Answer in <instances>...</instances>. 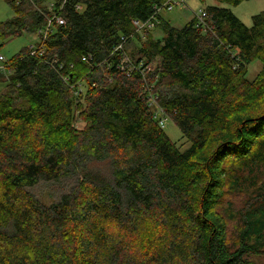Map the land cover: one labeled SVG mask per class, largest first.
<instances>
[{
	"label": "trees",
	"instance_id": "trees-1",
	"mask_svg": "<svg viewBox=\"0 0 264 264\" xmlns=\"http://www.w3.org/2000/svg\"><path fill=\"white\" fill-rule=\"evenodd\" d=\"M6 1L15 17L0 24V44L37 35L47 0ZM167 1L71 0L43 57L24 48L0 66V264H257L264 255V13L248 28L222 5L250 0H213L205 25L160 16L136 30ZM125 40L134 65L160 60L147 82L189 149L166 135L143 77L115 52ZM255 62L262 71L247 80ZM82 81L87 93L74 100L68 84ZM80 100L83 131L73 126ZM56 182H74L58 202L31 193ZM230 194L248 202L229 203L225 218Z\"/></svg>",
	"mask_w": 264,
	"mask_h": 264
},
{
	"label": "rangeland",
	"instance_id": "rangeland-1",
	"mask_svg": "<svg viewBox=\"0 0 264 264\" xmlns=\"http://www.w3.org/2000/svg\"><path fill=\"white\" fill-rule=\"evenodd\" d=\"M20 1V0H16ZM55 2V0H47L44 5H39L40 9L47 7L51 3ZM189 7L191 8L190 11L181 10L179 7H174V9L170 12L164 11L161 15L163 20L167 23L171 24L174 27H184L191 19L194 18V13L199 12L201 9L207 8L209 5H218L213 0H208L206 3H202L199 0H188ZM222 8L231 9V11L234 13V15L239 18L244 25H246L248 28H251L253 26V17L260 15L261 13H264V0H250L243 2L241 5L237 7H230L226 5H222ZM15 17L13 10L10 8L9 3L6 0H0V24H3L7 22L8 20H11ZM152 35L155 37V39H159L162 37V31L161 29H154L152 30ZM39 42V38L37 35L33 34H24L22 37H19L15 40L5 42L4 44H0V56L4 57L7 60H11L15 55L19 54L22 49L24 48H30L32 45L36 46ZM134 43H138V46L140 47V41L138 38H135L133 40ZM156 68L150 73L157 75L155 76V79H158V69L160 65V60H156ZM3 64V62L0 61V66ZM2 68V67H1ZM263 65L260 62H255L249 65L248 68V74H247V80L253 81L262 71ZM64 79H67V76H64ZM153 87L155 85L153 84ZM69 93H71L74 100L79 99L80 93H87V85L85 82H79L75 84H68ZM6 90V89H5ZM163 90L165 91V86L163 87ZM1 93H3V90L0 89ZM83 106V110H79L75 117H74V127L75 129L79 131L85 130L89 125V117H83V113L88 108L87 101L80 100ZM157 104L159 107H161L159 101H157ZM154 111V109L152 108ZM83 112V113H82ZM88 116V114H87ZM88 121V122H87ZM164 132L166 135L170 138V140L175 143L179 149L182 151H185L190 148V143L186 139H184L182 132L180 129L171 121L168 120L165 126H163ZM105 163H95L90 169L96 170L97 174L101 177H105L109 175L108 167ZM89 171V167L87 168ZM264 181V180H263ZM66 182V181H65ZM74 182H68L66 185H62V183H41L34 189H32L33 196L37 197L42 203L45 205H50L55 202H58V199L62 196V194L68 193L67 190L71 187V185ZM243 193L246 194L245 191ZM243 194L242 196L236 197L232 194L228 195L226 201H224V204L222 208L220 209V213L222 215L227 216L226 212H228L229 203L232 202V205H234V210L241 209L246 202H248V198ZM250 194V193H248ZM229 215V212H228ZM226 218V217H225ZM232 231L236 228V223L234 222L230 223ZM234 227H233V226ZM251 260L255 261L257 264H264V255L260 257H253Z\"/></svg>",
	"mask_w": 264,
	"mask_h": 264
},
{
	"label": "built area",
	"instance_id": "built-area-1",
	"mask_svg": "<svg viewBox=\"0 0 264 264\" xmlns=\"http://www.w3.org/2000/svg\"><path fill=\"white\" fill-rule=\"evenodd\" d=\"M71 0H63L61 3H59V5H57L56 2L51 3L50 5H48L47 8V15H43L45 24L44 26L38 31L37 36L39 38V42L36 46L32 45L29 48V53L31 56H37V57H43L44 56V49H43V45L47 39V37L49 36L50 33H52V31L55 28L61 27L63 25H65V19L59 15L58 11H61L65 6H67L70 3ZM174 7H179L181 10H185V11H190V7L188 4V0H168L167 2H165L164 4L160 5V6H156L155 9V13L153 14V16H151V18L149 20H147L146 22H141L139 20H134L133 21V25L135 26L136 30L141 32L144 29H152L155 28L156 23H158V17H160L164 11L170 12L174 9ZM76 11H82L83 7L80 5H76L75 6ZM207 18V12L203 9H201L199 12H195L194 13V19H196L199 23L204 24L205 25V19ZM125 43L126 40L123 41V43L121 45L118 46L117 49H115V52H121L123 55L126 56V60L128 62V64L130 65V70L129 72H136L138 74H140V76L143 77L144 81H145V95H147L148 101H149V106L151 108L154 109V114H155V118L157 120H159V125L160 127L163 129L166 125V123L168 122V119L163 117V109L161 107L158 106L157 104V97L155 96L154 93V89L153 86L150 87L148 82H147V77L148 74L151 73L155 68H156V61H154L153 63H147V64H140L139 66L136 64L134 65L133 63L130 62V58L128 57V54L125 52ZM124 51V52H123ZM233 56V53H232ZM237 55L234 54V58ZM0 61L1 62H5L6 59L2 56H0ZM125 62H122L121 68L124 70L123 68V64ZM130 75V74H129ZM128 75V76H129ZM66 81L68 80L65 79Z\"/></svg>",
	"mask_w": 264,
	"mask_h": 264
},
{
	"label": "crops",
	"instance_id": "crops-1",
	"mask_svg": "<svg viewBox=\"0 0 264 264\" xmlns=\"http://www.w3.org/2000/svg\"><path fill=\"white\" fill-rule=\"evenodd\" d=\"M178 27V26H177ZM178 28H181V27H178Z\"/></svg>",
	"mask_w": 264,
	"mask_h": 264
}]
</instances>
